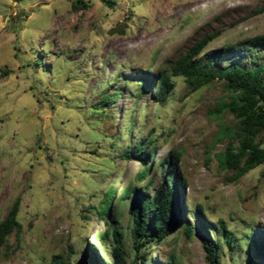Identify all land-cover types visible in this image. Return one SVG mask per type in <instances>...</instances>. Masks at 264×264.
Listing matches in <instances>:
<instances>
[{
    "label": "rangeland",
    "instance_id": "obj_1",
    "mask_svg": "<svg viewBox=\"0 0 264 264\" xmlns=\"http://www.w3.org/2000/svg\"><path fill=\"white\" fill-rule=\"evenodd\" d=\"M214 30L200 59L262 63L264 73V43L252 40L264 35V0H0V219L18 198L22 224L0 264H47L54 254L70 264H103L110 240L97 234L109 224L129 246L121 190L145 180L136 176L140 161L127 154L151 145L147 163L181 150L184 198L188 207L201 205L215 228L219 264H264V163L237 179L218 166L226 142L216 141L219 128L236 127L229 111L209 112L228 95L223 81L189 91L174 76L160 104L132 92L149 65L165 66ZM108 187L116 189L110 198ZM197 220L193 233L180 226L158 240L153 257L209 264ZM221 221L233 233L230 244Z\"/></svg>",
    "mask_w": 264,
    "mask_h": 264
},
{
    "label": "trees",
    "instance_id": "obj_2",
    "mask_svg": "<svg viewBox=\"0 0 264 264\" xmlns=\"http://www.w3.org/2000/svg\"><path fill=\"white\" fill-rule=\"evenodd\" d=\"M103 2L112 6L115 0ZM217 33L218 30H214L203 34L176 58L167 60L163 67L149 65L136 81L137 85L141 84L140 88L132 92L136 97L146 93L154 102L160 104L165 102L172 92L176 84L174 76H183L189 91L215 78L222 80V88L228 95L209 112L227 110L235 120L236 127L229 123L220 126L216 141L226 138V142L216 156L218 166L233 170L230 178L237 179L249 169L264 163L263 64L246 67L237 61H231L216 66L218 56L208 55L207 58L200 59L202 49ZM252 40L256 46L263 44L264 35H256ZM154 139L150 137L149 141L152 142ZM152 154V145L150 150L139 151L134 155L127 154V157L132 156L140 161L142 170H138L136 176L139 180L143 178L145 181L140 185L129 183L121 190V198L127 201L131 217L129 246L126 245L124 232L118 225H106L98 232L99 241L106 238L110 240V259L109 261L104 259L103 264H164L153 257L152 248L158 240H163L168 234L176 232L180 226H184L187 234L193 233L196 228L191 224L192 217L198 219L197 228L199 225L201 244L207 262L219 264L220 252L214 235L215 228L205 220L201 205L188 207L186 204L184 192L188 183L179 169L181 150L169 148L163 159L147 163L146 159H151ZM157 178L158 183L154 185ZM115 190V187H108L105 190L106 198L112 197ZM110 209L111 206L107 205L101 215L105 216ZM18 211L19 200L16 198L0 219V252L11 244V235L17 236L22 230V224L17 216ZM220 226L224 238L230 244L233 239L232 231L222 221ZM82 243L87 246L85 240ZM259 245L264 250V244L261 242ZM91 262L93 264L92 259ZM61 263L70 264L62 255L54 254L51 262L47 264ZM166 264L177 263L173 258H169Z\"/></svg>",
    "mask_w": 264,
    "mask_h": 264
}]
</instances>
